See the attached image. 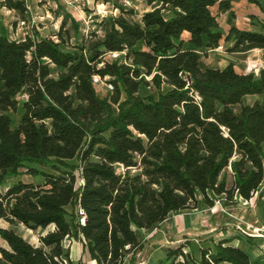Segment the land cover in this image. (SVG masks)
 <instances>
[{
	"label": "trees",
	"instance_id": "trees-1",
	"mask_svg": "<svg viewBox=\"0 0 264 264\" xmlns=\"http://www.w3.org/2000/svg\"><path fill=\"white\" fill-rule=\"evenodd\" d=\"M107 2L119 14L96 16L88 37L68 12L55 36L0 35V221L43 233L37 247L0 227V264H75L69 239L95 264L134 263L146 232L217 197L250 201L264 183V100L245 104L264 95V69L202 68L223 42L230 54L264 50V34L224 33L213 9L230 12L232 0H148L140 19ZM1 8L29 15L26 1ZM96 76L110 78V96H98ZM233 241L187 242L160 264H252Z\"/></svg>",
	"mask_w": 264,
	"mask_h": 264
},
{
	"label": "rangeland",
	"instance_id": "rangeland-1",
	"mask_svg": "<svg viewBox=\"0 0 264 264\" xmlns=\"http://www.w3.org/2000/svg\"><path fill=\"white\" fill-rule=\"evenodd\" d=\"M3 0H0V4ZM26 1L29 15L24 20L18 12L11 11L8 8L0 9V35L6 34L12 40H20L28 36L33 32H38L43 36H55L61 30V25L66 12L70 13L80 23H82V37L90 36L91 32L95 29L93 27L96 16H106L111 11L115 14H119L118 10H115L108 0H17ZM120 4L126 5L129 8L136 9L138 13V19H140L146 12L151 10V7L147 5L148 0H118ZM55 12L61 13L60 16H56ZM71 22L67 28H70ZM257 30L261 32L264 29L263 25H257ZM66 36V34H64ZM185 39L188 40L189 36L185 35ZM73 39L71 43H75ZM222 43V47L217 50L218 52H209L204 55L202 61V68L206 69L211 66L213 68H223L233 61L227 55L226 45ZM189 47V45H187ZM226 53V54H224ZM230 54V53H228ZM252 58L247 60L246 72H256L257 70L264 69V51L257 52L251 55ZM117 57V55H112ZM258 64V65H257ZM259 66V67H258ZM254 67V68H253ZM110 79V78H108ZM110 81V80H109ZM2 87H0L1 89ZM98 96L105 98L111 95V91L105 85L97 86ZM156 93V91H154ZM263 96L247 97L245 104H254L257 101L262 102ZM24 110L20 108L16 113H10L13 120V127L19 125ZM77 165V161L70 162ZM124 169L120 167L119 173H123ZM226 178L228 188L234 187L235 179L230 169L226 172ZM18 181L33 182L34 184H41L43 181L40 179L31 178H18L12 182ZM264 195V183L258 192V196ZM217 200V199H216ZM199 201L202 202V198L199 197ZM256 205L244 206L242 201L235 200L233 202L223 201L225 207L229 212L235 214L237 217H244L247 221L254 222L257 218L253 214L256 206L263 208L262 202L256 199ZM69 216L68 221L72 222L71 215L76 212L73 207L68 208ZM189 214L194 216V227L192 229L191 236H182L177 221L181 216ZM180 216L174 218L171 217V221H167L161 224L153 232L145 233V249L136 255L135 262L132 263V255H130L124 264H160L162 260L166 258L168 249H177L181 245L190 242L193 243L194 248H210L214 244L220 241L233 239L235 242L233 246L243 248L251 256L253 251L259 250V242L254 240H248L239 234L237 224L229 216L222 213L221 210L211 211L205 207L202 203L198 210H191L185 213L179 214ZM197 217V219H196ZM84 221V219H82ZM174 221V222H173ZM0 227L8 230L15 231L18 235L22 236L25 240L34 246H41L40 237L43 233H36L27 229L24 225H11L4 221H0ZM0 247L8 248L5 241L0 238ZM65 251L70 254L75 264H95L91 260L89 253L85 250L83 244L77 239H69L65 242ZM199 257V253H197ZM253 264H264V259H255Z\"/></svg>",
	"mask_w": 264,
	"mask_h": 264
},
{
	"label": "crops",
	"instance_id": "crops-1",
	"mask_svg": "<svg viewBox=\"0 0 264 264\" xmlns=\"http://www.w3.org/2000/svg\"><path fill=\"white\" fill-rule=\"evenodd\" d=\"M257 1L260 3V5L250 3L248 0H232V4H231L232 9L230 12H227V13L220 12L219 7L216 6L213 10H214V13L218 16V21L224 33L227 34L228 31L233 26L239 28L240 30L260 32L257 30L256 26L257 25L264 26V0H257ZM261 33L264 34V29L261 30ZM263 51L264 50H254L247 54H228L227 53V55L233 59V61L230 62L228 65L233 64L235 67V70L240 74H248L246 72L247 60L251 59L252 58L251 55H253L254 53L256 54L257 52H263ZM210 52H218V51L216 50V51H210ZM203 59L205 58L203 57ZM228 65L224 66L223 68H219V69H224ZM207 68H213V67L209 66ZM253 214L256 216L257 218L256 220H258L261 224H264V209L263 208L256 206L253 211ZM178 216H174V218ZM180 218L181 219L177 221L176 223L177 226L179 227V230H181L180 233L183 234L182 236L184 237L191 236L190 234H192L193 232L192 229L194 227L195 217L189 214H186L184 215V217L181 216ZM171 219L172 218H170L168 221H171ZM234 242L235 241H233V243ZM254 258L257 260L263 259L259 257V250L253 251V254L251 256L252 264L255 262Z\"/></svg>",
	"mask_w": 264,
	"mask_h": 264
},
{
	"label": "built area",
	"instance_id": "built-area-1",
	"mask_svg": "<svg viewBox=\"0 0 264 264\" xmlns=\"http://www.w3.org/2000/svg\"><path fill=\"white\" fill-rule=\"evenodd\" d=\"M260 71L261 70L259 71L257 70L254 73L259 74ZM93 81H94V84L97 86L105 85L109 91H114V85L108 82V79L103 80L101 77L96 76L94 77ZM257 198H258V201L262 202L264 205V195L261 194L260 196H258V193L250 201L243 200L242 198L239 199V201H242L244 206L254 207L256 205L255 201ZM223 201H225V199L217 197L215 205L209 208V210L211 211L221 210L223 214L229 216L232 220L236 222L239 234L242 237L248 240L258 241L259 242V257L264 259V224H261L258 220H255L254 222H250V221H247L244 217H237L235 214L229 212L227 207H225L224 204L222 203ZM83 222H85V219Z\"/></svg>",
	"mask_w": 264,
	"mask_h": 264
},
{
	"label": "bare ground",
	"instance_id": "bare-ground-1",
	"mask_svg": "<svg viewBox=\"0 0 264 264\" xmlns=\"http://www.w3.org/2000/svg\"><path fill=\"white\" fill-rule=\"evenodd\" d=\"M258 65V64H257ZM259 67V66H258ZM254 68V67H253Z\"/></svg>",
	"mask_w": 264,
	"mask_h": 264
}]
</instances>
